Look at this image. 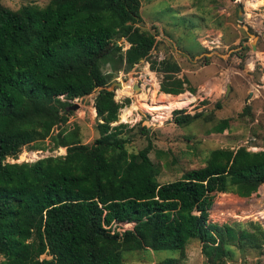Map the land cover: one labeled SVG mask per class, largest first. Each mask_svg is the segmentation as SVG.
Returning <instances> with one entry per match:
<instances>
[{"label": "trees", "instance_id": "1", "mask_svg": "<svg viewBox=\"0 0 264 264\" xmlns=\"http://www.w3.org/2000/svg\"><path fill=\"white\" fill-rule=\"evenodd\" d=\"M139 7V0L0 6V264H122L124 253L141 250L176 252L156 264H180L188 240L200 244L204 264H223L233 249L242 257L249 250L262 253L264 230L257 224L218 226L207 218L213 194L248 198L264 184V150L213 149L202 167L160 184L159 168L148 158L150 143L129 153L122 136L127 125H111L129 100L114 101L107 90L112 75L102 66L112 74L127 71L149 57L155 42L139 26ZM119 40L124 50L115 45ZM149 67L162 75L160 101L145 108H177L170 122L180 127L200 117L184 114L186 103L160 107L170 96L194 91L177 78L176 62L151 61ZM92 92L98 137L88 145L66 122L70 101ZM136 108L121 110L119 118ZM227 127L221 120L210 132ZM27 146L63 154L7 161ZM112 222L133 226L119 235L110 231Z\"/></svg>", "mask_w": 264, "mask_h": 264}, {"label": "rangeland", "instance_id": "2", "mask_svg": "<svg viewBox=\"0 0 264 264\" xmlns=\"http://www.w3.org/2000/svg\"><path fill=\"white\" fill-rule=\"evenodd\" d=\"M48 1L0 0V6L16 10L22 5L42 7ZM139 3V26L151 33L155 41L149 57L127 71L120 68L114 74L108 64L101 68L103 73L112 75L107 90L113 92L114 101L122 104L125 99L129 100L119 109L117 121L111 124L127 125L122 132V136L129 139L126 150L136 153L150 143L148 158L159 168L157 182L160 184L177 180L187 170L202 167L207 153L213 149L245 147L252 152L264 150V0H251L250 4L245 0H139ZM238 6L241 8L239 21ZM115 45L121 46L122 50L127 47L123 40L116 41ZM163 59L176 62L180 69L177 78L187 81L185 89L194 90L191 94L185 91L180 96H186L188 101L190 99L180 106H185L181 108L184 114L200 113V117L187 126H175L170 122L171 112L177 108L167 112L144 108L145 103L160 101V92L156 90L162 75L151 70L149 64ZM116 82H121L120 87L114 85ZM130 82L132 85L138 83L137 92L128 86ZM226 84L229 91L224 97ZM125 91L129 93L126 95ZM94 96L95 92H92L76 102L70 101L76 108L70 109L66 127H77V136L82 144L89 145L98 137L93 113ZM200 98L205 103L199 104L197 101ZM166 102L160 107H166L169 102L175 104L172 100ZM177 102L176 105L183 104L184 99L183 103ZM135 104L139 108L131 110L126 120H121V110ZM244 107L248 108V112L242 111ZM221 120L227 121V129L220 134L210 132L211 127ZM142 127L147 130L146 134L138 131ZM57 130L54 128L53 133ZM44 142V145L48 143L46 140ZM62 154L63 149L60 148L39 152L27 146L21 149L16 160L7 158V161L32 162L45 156ZM260 195L254 202H260L258 208L264 212L263 192ZM249 197L213 194L207 222L218 226L250 222L244 217L247 216V206L244 205ZM219 200L223 201V206L217 204ZM236 205L245 208L235 212ZM192 244L199 243L188 240L185 250L188 251ZM198 247L200 251V244ZM260 252L264 254V246ZM193 253L196 259H188L184 264H204L198 249L194 248ZM248 253L242 257L238 250L233 249V255L225 258L223 264H254L253 261L260 254L255 250ZM176 257L177 253L173 251L141 250L124 253L122 264H156L163 259Z\"/></svg>", "mask_w": 264, "mask_h": 264}, {"label": "built area", "instance_id": "3", "mask_svg": "<svg viewBox=\"0 0 264 264\" xmlns=\"http://www.w3.org/2000/svg\"><path fill=\"white\" fill-rule=\"evenodd\" d=\"M138 85V83H136ZM139 87V85H138ZM141 88V87H140ZM158 85H157V90L158 91ZM131 90V88H130ZM61 98V97H60ZM79 98H75L73 99L74 102H76ZM125 109V108H124ZM264 184L259 186L257 188V190L255 191V193L249 197V199L246 200V203L244 206H247L246 207V211H245V214L247 216H244L245 218L251 220L250 222H253L255 224H257L262 230H264V212H260L259 210V205H260V202L259 203H255L254 201L255 200H258L260 198V194L263 192L264 194ZM260 190V191H259ZM264 197V196H263ZM262 201H264V199L262 198ZM243 205L242 206H239V205H236V210L235 212H239L240 210H243L245 207ZM133 226V223L132 222H112L111 225H110V231L113 233H118L119 235L126 231V230H130ZM254 259H252L253 261ZM249 261V260H248ZM254 264H264V254H260L258 255L255 260L253 261Z\"/></svg>", "mask_w": 264, "mask_h": 264}, {"label": "crops", "instance_id": "4", "mask_svg": "<svg viewBox=\"0 0 264 264\" xmlns=\"http://www.w3.org/2000/svg\"><path fill=\"white\" fill-rule=\"evenodd\" d=\"M128 86H132L131 84H128ZM155 87H156V85H155ZM159 89V88H158ZM124 93H129L128 91H125ZM167 96H170V95H167ZM171 98H174L173 96H170L167 100L169 101ZM177 98V97H176ZM178 98L179 99H184V103L186 102V103H188L189 101H190V99H189V101L186 99V96H182V97H180V96H178ZM188 98V97H187ZM160 99V98H159ZM166 100V101H167ZM140 101V100H139ZM139 103V102H138ZM181 103H183V101L181 102ZM183 103V104H184ZM147 105H149V103H146ZM136 105V104H135ZM181 105V104H180ZM129 108H131V105H130V107ZM128 109V108H127ZM126 109V110H127ZM125 110V111H126ZM130 113V112H129ZM129 113H128V115H129ZM128 115H127V117H128ZM217 204L219 205V206H223V202L221 203L220 202V200L217 202ZM199 244H192L191 246H190V248L188 249V251H184V258H183V260H182V264H184V262L187 260L188 261V259L190 260V259H192V260H195L196 259V257L194 256V253H193V251H194V248H196V249H198V252H200L199 251ZM200 257V262H202V260H201V256H199Z\"/></svg>", "mask_w": 264, "mask_h": 264}, {"label": "water", "instance_id": "5", "mask_svg": "<svg viewBox=\"0 0 264 264\" xmlns=\"http://www.w3.org/2000/svg\"><path fill=\"white\" fill-rule=\"evenodd\" d=\"M240 13H241V8H240V6H238V8H237V21H239V20L241 19V18H240ZM129 84L132 85L131 82H130ZM114 85H115L116 87H120L121 82H116V83H114ZM132 87H133V90H134L135 92L138 91V88H139V87H138V85H137L136 83H133ZM109 91H111V90H109ZM228 91H229V85L226 84V86H225L224 97L227 95ZM75 108H76L75 105L70 107L71 110H73V109H75ZM93 110H94V107H93ZM94 114H95V112H94ZM38 159H39V158H38ZM36 160H37V159H36ZM32 162H33V161H32Z\"/></svg>", "mask_w": 264, "mask_h": 264}, {"label": "bare ground", "instance_id": "6", "mask_svg": "<svg viewBox=\"0 0 264 264\" xmlns=\"http://www.w3.org/2000/svg\"><path fill=\"white\" fill-rule=\"evenodd\" d=\"M245 1H246L247 4H250V1H251V0H245ZM255 8H256V7H255ZM253 9H254V8H253ZM155 85H156V84H155ZM175 99L178 101L177 103H180V102L183 101V99H179V98H175ZM170 100H172V102L175 103V104H172V103L169 102V105H166V106L176 105V100H174V99H172V98H171ZM167 102H168V100H167ZM167 102H166V103H167ZM140 103H142V107H143V106H144L143 102L141 101ZM144 108H145V106H144ZM128 116H129V115H128ZM220 202L222 203L223 201L221 200Z\"/></svg>", "mask_w": 264, "mask_h": 264}]
</instances>
